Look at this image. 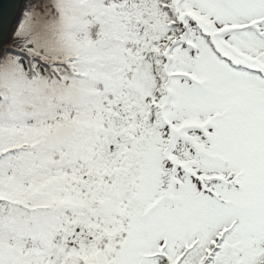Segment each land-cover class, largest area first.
Here are the masks:
<instances>
[{
  "label": "snow or ice",
  "instance_id": "6c2138e0",
  "mask_svg": "<svg viewBox=\"0 0 264 264\" xmlns=\"http://www.w3.org/2000/svg\"><path fill=\"white\" fill-rule=\"evenodd\" d=\"M0 264H264V0H0Z\"/></svg>",
  "mask_w": 264,
  "mask_h": 264
}]
</instances>
